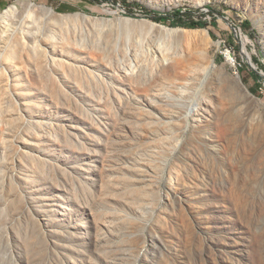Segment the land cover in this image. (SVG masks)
Listing matches in <instances>:
<instances>
[{"label":"rangeland","instance_id":"374dc122","mask_svg":"<svg viewBox=\"0 0 264 264\" xmlns=\"http://www.w3.org/2000/svg\"><path fill=\"white\" fill-rule=\"evenodd\" d=\"M0 264H264V0L9 4Z\"/></svg>","mask_w":264,"mask_h":264},{"label":"trees","instance_id":"16d2710c","mask_svg":"<svg viewBox=\"0 0 264 264\" xmlns=\"http://www.w3.org/2000/svg\"><path fill=\"white\" fill-rule=\"evenodd\" d=\"M173 15L175 18L172 19V22H171L172 25L182 26V27H187V28H202V27L206 26V24L204 22L189 23L185 19L187 16H190L188 11L183 12L182 9H178V10L174 11ZM169 17H171V16H169ZM158 20L161 22H165V23L168 21L167 18H158ZM246 24L249 25V22H247Z\"/></svg>","mask_w":264,"mask_h":264},{"label":"bare ground","instance_id":"6f19581e","mask_svg":"<svg viewBox=\"0 0 264 264\" xmlns=\"http://www.w3.org/2000/svg\"><path fill=\"white\" fill-rule=\"evenodd\" d=\"M14 9H15V7H13ZM14 9H13V11H14ZM83 17H87L86 15H83ZM259 24L257 25V26H259L260 28H261V25H260V22H258ZM256 24H257V22H256ZM157 51V50H156ZM248 56V55H247ZM237 81V83H238V86H239V88L241 89V92L247 97V98H249V100L252 102V103H254V104H256V100H255V98H254V96L250 93V92H248V90L239 82V79H237L236 80Z\"/></svg>","mask_w":264,"mask_h":264},{"label":"crops","instance_id":"0c3cea01","mask_svg":"<svg viewBox=\"0 0 264 264\" xmlns=\"http://www.w3.org/2000/svg\"><path fill=\"white\" fill-rule=\"evenodd\" d=\"M15 0H0V14L6 10V8Z\"/></svg>","mask_w":264,"mask_h":264}]
</instances>
